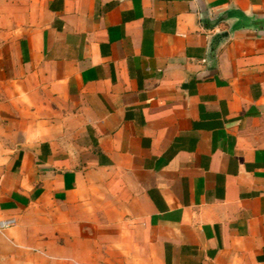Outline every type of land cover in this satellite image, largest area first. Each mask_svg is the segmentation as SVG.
<instances>
[{
  "label": "crops",
  "instance_id": "0c3cea01",
  "mask_svg": "<svg viewBox=\"0 0 264 264\" xmlns=\"http://www.w3.org/2000/svg\"><path fill=\"white\" fill-rule=\"evenodd\" d=\"M231 9L264 0H0V264H264V37L214 44Z\"/></svg>",
  "mask_w": 264,
  "mask_h": 264
},
{
  "label": "water",
  "instance_id": "95a60500",
  "mask_svg": "<svg viewBox=\"0 0 264 264\" xmlns=\"http://www.w3.org/2000/svg\"><path fill=\"white\" fill-rule=\"evenodd\" d=\"M225 17H220L231 21V27L229 31H223L217 33L215 39H213L214 44H218L221 39H225L228 37L230 32L238 31V30H250L255 33L258 38L264 37V13L259 14L257 12L245 13L239 11L237 9L229 10L225 15ZM221 38V39H220ZM214 46L212 50H214Z\"/></svg>",
  "mask_w": 264,
  "mask_h": 264
},
{
  "label": "built area",
  "instance_id": "2783aa9c",
  "mask_svg": "<svg viewBox=\"0 0 264 264\" xmlns=\"http://www.w3.org/2000/svg\"><path fill=\"white\" fill-rule=\"evenodd\" d=\"M15 223L14 218L0 219V229L9 227Z\"/></svg>",
  "mask_w": 264,
  "mask_h": 264
}]
</instances>
